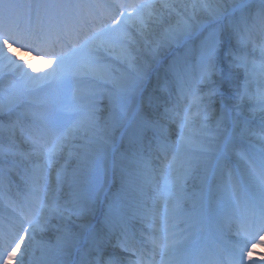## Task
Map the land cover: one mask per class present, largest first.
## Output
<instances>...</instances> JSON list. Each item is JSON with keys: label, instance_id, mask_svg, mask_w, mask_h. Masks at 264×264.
<instances>
[{"label": "snow or ice", "instance_id": "snow-or-ice-1", "mask_svg": "<svg viewBox=\"0 0 264 264\" xmlns=\"http://www.w3.org/2000/svg\"><path fill=\"white\" fill-rule=\"evenodd\" d=\"M0 264H264V0H0Z\"/></svg>", "mask_w": 264, "mask_h": 264}]
</instances>
